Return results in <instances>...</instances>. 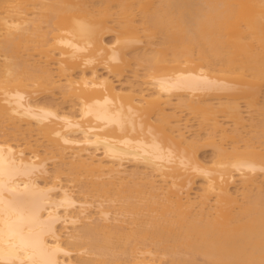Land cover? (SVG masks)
Wrapping results in <instances>:
<instances>
[{
	"label": "bare ground",
	"instance_id": "6f19581e",
	"mask_svg": "<svg viewBox=\"0 0 264 264\" xmlns=\"http://www.w3.org/2000/svg\"><path fill=\"white\" fill-rule=\"evenodd\" d=\"M0 264H264V0H0Z\"/></svg>",
	"mask_w": 264,
	"mask_h": 264
},
{
	"label": "rangeland",
	"instance_id": "374dc122",
	"mask_svg": "<svg viewBox=\"0 0 264 264\" xmlns=\"http://www.w3.org/2000/svg\"><path fill=\"white\" fill-rule=\"evenodd\" d=\"M109 35V36H108ZM107 35V42H110L112 39H113V37L115 36L114 35V33H110V34H108ZM127 73H129V74H127ZM131 74V75H130ZM133 73H131L130 71H128V72H126L122 77H121V79L119 78V79H115L114 81L116 82V84H121V85H117L118 87H125L126 85L129 87L130 86V84L133 82H135L136 81V79L134 78V75H132ZM125 76V77H124ZM130 77V78H129ZM134 80V81H133ZM122 81V82H121ZM130 83V84H129ZM136 83H137V81H136ZM136 83H134L135 85H137ZM126 84V85H125ZM125 85V86H124ZM126 86V87H127ZM50 96V97H49ZM55 95H51V94H40L39 95V99L41 100V101H46V102H54L55 104H58V105H60L61 104V107H63L64 109H66V110H68V109H71V107L73 106V104L74 103H72V102H70V101H64L63 99H61L59 96H56V97H54ZM45 97V98H44ZM48 97V98H47ZM54 97V98H53ZM47 98V99H46ZM65 102V103H64ZM195 122V124H196V121H194ZM203 147H201L200 148V151H199V155H200V157H201V159H203L205 162H208V161H210L211 159H212V157H213V151H212V149H210L209 148V150H208V147L207 148H205V146L204 145H202ZM205 148V149H204ZM212 152H211V151ZM208 160V161H207ZM50 167L52 168H54V165H50ZM50 168V170H54L53 168L51 169ZM63 181H64V184H67V179H66V177L65 178H63ZM203 183V181L202 180H199V181H197V184L195 185V194H197V192L200 190V185ZM79 196H80V198H81V196L83 197V195H80L79 194ZM84 198V197H83ZM92 198H94V199H92ZM91 199H90V196H88V200L90 199V201H92V202H97V203H95L94 205H93V207L91 208L92 209V211H95L96 209H95V207H97V205H98V202H99V199L100 198H98V197H92ZM96 200H98V201H96ZM102 200H104V199H100V201H102ZM95 206V207H94ZM79 259V257L78 256H73V261H77Z\"/></svg>",
	"mask_w": 264,
	"mask_h": 264
}]
</instances>
